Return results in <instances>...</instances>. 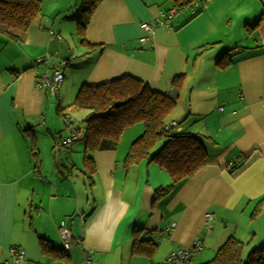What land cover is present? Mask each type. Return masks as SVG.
I'll list each match as a JSON object with an SVG mask.
<instances>
[{"label": "crops", "instance_id": "crops-1", "mask_svg": "<svg viewBox=\"0 0 264 264\" xmlns=\"http://www.w3.org/2000/svg\"><path fill=\"white\" fill-rule=\"evenodd\" d=\"M78 2L42 0L41 14L23 37L0 33V262L16 247L24 250L17 264H161L171 251L200 240L189 262L200 264L231 236L252 247L261 243L264 0L194 1L142 42L140 23L164 19L177 0H101L85 20L92 48L77 34ZM241 8L245 14L238 16ZM223 52L230 62L220 69L216 61ZM61 64L74 96L83 82L126 74L171 93L173 78L183 75L178 100L191 120L186 127L212 147L210 162L158 196L155 191L171 183L165 169L148 157L128 167L123 163L143 127L124 130L113 150L94 151L91 173L84 167L83 140L75 156L53 152L62 139L55 115L62 101L35 86V73L51 75ZM240 160L243 168L231 173V162ZM62 219L71 234L64 260L41 247L45 240L62 249ZM135 229L154 241L152 255L132 253Z\"/></svg>", "mask_w": 264, "mask_h": 264}, {"label": "trees", "instance_id": "trees-1", "mask_svg": "<svg viewBox=\"0 0 264 264\" xmlns=\"http://www.w3.org/2000/svg\"><path fill=\"white\" fill-rule=\"evenodd\" d=\"M194 1L200 0H177L176 9L179 10ZM100 2L101 0L82 1V8L86 10L85 18L78 23L77 34L80 42L88 48L94 45L87 43L85 39V20ZM41 4L42 0H0V33L13 40L23 37L31 23L41 14ZM227 54L223 52L218 57V68L223 69L229 64ZM182 81L183 75L173 78L174 91L171 93L153 90L141 79L127 74L97 84L83 82L71 104L89 110L83 121L84 132L81 138L84 142L83 160L86 171L91 173L94 170L91 156L94 151L115 149L123 131L137 123L142 124L143 130L130 143L123 163L128 167L148 157L165 169L171 183L159 187L155 191L156 195L162 196L171 192L177 182L208 164L210 155L199 135L192 133L187 127L180 128L182 124L170 115L177 105ZM171 121L175 122L174 125L170 124ZM158 140L161 141L160 147L151 151ZM244 163L238 161L230 172H239ZM262 200L264 196L259 203ZM244 245L245 242L231 236L209 260L200 264H264V240L249 250L243 259ZM41 247L46 254L56 251L55 255L60 259L64 260L67 256L64 253L66 249L62 247L54 250L45 240L41 241ZM154 249V241L144 238L142 229L133 231V254L150 256ZM190 260L184 264H188Z\"/></svg>", "mask_w": 264, "mask_h": 264}, {"label": "rangeland", "instance_id": "rangeland-1", "mask_svg": "<svg viewBox=\"0 0 264 264\" xmlns=\"http://www.w3.org/2000/svg\"><path fill=\"white\" fill-rule=\"evenodd\" d=\"M63 1H65V0H61V2H63ZM68 1H70V3H74L75 2V0H68ZM82 1L83 0H79L77 7L75 6L76 13L78 14L77 16H78L79 20H81V21L84 20L85 11H86V10H84L82 8ZM162 20L164 22V20H166V19H162ZM70 22H72V25L74 27L77 26V21L76 20H72ZM70 25H71V23H70ZM64 37L66 39H68V41H71L69 37H67V36H64ZM55 56H56V58H59L60 61L62 60L63 63H64V60L61 59L58 55H55ZM63 66L64 65L61 64L60 70L64 74ZM69 79L70 78H68V76L66 74V76L64 77L63 83H62L63 85L61 84L60 87L58 88V90H56L54 94H52V93L50 94V96L52 97L54 102L57 101V98L59 99V101H62V107H63L62 112H60L61 113L60 115H57L55 113L56 117L61 122L60 136L62 137V139L61 138L58 139L59 141H57L58 142L57 144L59 145L58 146L59 149L53 150V152H57L58 151V154H59L60 150L61 151L67 150V151H70V153H72L75 156L77 150L79 149L78 146L82 147V145H83L82 144V139H81V137L83 136V132H84V122L83 121H84V118L86 117V114H87V112L89 110L78 108V107L73 106L71 104L73 102V98H74V93H71V91H74V89L69 84V82H68ZM65 85H66V87H65ZM63 88H64V92H63ZM56 94H58L57 98L55 97ZM187 97H188V95H187ZM186 101L188 102L187 98H186ZM54 108H55V106H54ZM185 114H186V111L185 112L183 111V109L181 107V104L179 103V100H178L177 105L172 110L170 115L172 117H174L180 124H182V126L186 127V124L187 123L189 124V122L191 123V120H189V122H188V120H186L187 117H186ZM141 125L142 124L137 123V124L134 125V128H132V129H136L137 127H142ZM74 129H76V130H74ZM127 131L130 132L132 130H127ZM73 135H75L76 138L74 136V138L72 139L71 137ZM117 144H118V142H117ZM203 144H204V148H205L206 152L211 156V153H212L211 151L213 150L212 147L211 146L207 147V145H206V143L204 141H203ZM160 145H161V141L158 140L156 142V145L153 147V149L151 151L156 150L158 147H160ZM63 146H66V147H63ZM58 154H56V156ZM258 232H259V229H258ZM252 248H254V246L253 247L252 246H248L246 244V242H245L244 249H243V252H242L243 259L245 258L246 254L249 252V250H251ZM164 261H165V259L161 262V264H163ZM175 264H184V263L177 262Z\"/></svg>", "mask_w": 264, "mask_h": 264}, {"label": "built area", "instance_id": "built-area-1", "mask_svg": "<svg viewBox=\"0 0 264 264\" xmlns=\"http://www.w3.org/2000/svg\"><path fill=\"white\" fill-rule=\"evenodd\" d=\"M177 11L176 8L169 9L166 13L163 14L164 19H169L175 12ZM162 19H155L154 21H144L140 23V27L144 29L146 32V35H142L139 37V40L145 41L149 38V36L153 33L154 28L162 24ZM48 58V55L45 56H38L35 59V64L39 65L46 61ZM35 86L37 88L45 89L50 91L51 93H54L58 88L60 87L62 81H63V73L62 71L55 67L51 73V75L48 73L47 70L42 71L41 73L37 74L35 73ZM174 121H171L170 124L174 125ZM237 162V160H236ZM235 162H231V166L234 167ZM211 214L206 213L205 214V220L209 221ZM59 233L61 240L63 242V248L68 249L71 245V234L70 230L68 228V224L66 220L62 219L59 222ZM77 242L80 241V239H76ZM201 241L196 240L192 243V245L184 248H178L174 251H171L165 258V261L163 264H175L177 262H187L189 261L195 253L200 248ZM24 257V250L21 248L16 247H10L8 249V259L0 262V264H17L22 258Z\"/></svg>", "mask_w": 264, "mask_h": 264}, {"label": "clouds", "instance_id": "clouds-1", "mask_svg": "<svg viewBox=\"0 0 264 264\" xmlns=\"http://www.w3.org/2000/svg\"><path fill=\"white\" fill-rule=\"evenodd\" d=\"M236 14L239 16V15H243L245 14V9L241 8V9H238Z\"/></svg>", "mask_w": 264, "mask_h": 264}, {"label": "bare ground", "instance_id": "bare-ground-1", "mask_svg": "<svg viewBox=\"0 0 264 264\" xmlns=\"http://www.w3.org/2000/svg\"><path fill=\"white\" fill-rule=\"evenodd\" d=\"M200 248H201V244H200ZM200 248H199V250H200ZM199 250H198V251H199ZM198 251H197V252H198Z\"/></svg>", "mask_w": 264, "mask_h": 264}]
</instances>
